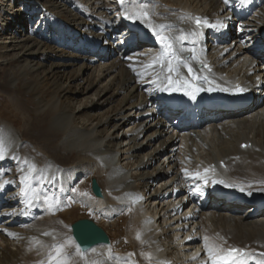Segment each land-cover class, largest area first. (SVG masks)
Listing matches in <instances>:
<instances>
[{"label": "bare ground", "instance_id": "bare-ground-1", "mask_svg": "<svg viewBox=\"0 0 264 264\" xmlns=\"http://www.w3.org/2000/svg\"><path fill=\"white\" fill-rule=\"evenodd\" d=\"M16 1L2 0L0 21L10 20L8 27L14 32L6 34L0 48L5 50L6 63L21 59L33 66L21 72L29 78L20 84L8 72L2 87L15 88L12 94L20 89L30 94L38 81L52 96L36 101L34 107L13 108L14 113L0 109V128L11 137L8 154L0 160V264H47L48 254L60 244L71 253L69 264H213L205 237L220 256L235 247L245 251L243 264H261L264 0H228L227 4L224 0H124L122 4L61 0L81 15L75 17L63 5L51 8L70 19L61 23L62 28L42 26L37 17L28 21L18 12L29 0H21L19 9L12 3ZM142 3L152 13L147 21L125 18V12L131 15ZM41 16L51 19L45 13ZM195 17L200 26H193ZM148 23L164 26L157 31L169 37L171 51L181 58L178 72L171 74L173 81H180L173 84L176 91L159 90L168 85L171 57L164 45L156 47L158 40L148 39L154 35ZM217 24L223 27H212ZM41 26L51 42L76 54L52 50L48 41L26 33V28L33 32ZM162 54L164 66L159 67ZM49 57L65 59L47 66L38 62ZM184 61L199 79H192ZM238 84L254 93L250 105L202 114L199 124L169 106L172 98L192 91V86L204 89L197 93H211L230 91ZM209 87L214 90L208 91ZM173 115L177 116L169 122ZM125 123L129 124L120 132ZM31 132L37 133L44 147L28 141ZM156 140L153 149L140 153ZM249 143L250 147H241ZM160 155L164 156L148 172ZM25 161L36 171L29 172ZM221 161L225 169L218 166ZM212 165L217 166L216 177L204 172ZM91 178L98 179L101 198L83 195ZM34 191L40 199L28 204ZM231 193L248 197L250 204L229 201ZM50 203L58 207L49 211ZM85 218L103 228L110 243L77 254L70 226Z\"/></svg>", "mask_w": 264, "mask_h": 264}, {"label": "rangeland", "instance_id": "rangeland-1", "mask_svg": "<svg viewBox=\"0 0 264 264\" xmlns=\"http://www.w3.org/2000/svg\"><path fill=\"white\" fill-rule=\"evenodd\" d=\"M91 1H93V0H91ZM1 3H2V0H0V7H2ZM12 3H13V5L16 6V9H19L20 8V4H21V0H17L16 1L17 4H15L14 2H12ZM4 4H5V2H3V7L2 8H4V6H5ZM28 4L31 5V8H25V6L28 5ZM24 5L21 6V11L18 12V13L23 14V16L27 15L28 16V21H29V18L31 19L32 17H37L38 21H39V24L41 22L42 26H43V24H45V25L49 24V25L55 27V26H57L59 24L60 28H62L64 25L61 24V23H67V22L69 23L70 19H67L66 16H64L62 14H58L57 12L51 10V8L52 9H57V7L59 5L60 6L63 5V7L68 8V10H73L72 14L75 15V17L81 18L80 17L81 15L76 13L77 12L76 9H73V8L69 7L68 5H65L64 1H61V0H37V1L29 0V2H27L26 4L24 3ZM18 6H19V8H18ZM44 8H46V9H44ZM40 13H42V14L45 13L47 15H50L51 17L54 16L56 19H55V21H54L53 17L51 19H48V17H44L43 19H40V18H42V16L40 17ZM7 21H8V19L4 20L3 22L0 21V41H3L4 40L3 38L6 36V34H10L9 32H11L12 34L14 32V29H12L11 31L9 30L8 24H10V20H9V22H7ZM33 21H34V19H33ZM12 22H13V19H12ZM36 23H37V20H35V23H33V25L31 27L32 28L35 27ZM42 26L36 28L33 32H31L29 30L30 27L28 25L29 29L27 30V28H26L25 30H26V33L34 36L36 38V40H38V41L40 39H43V41H48V43H49V45H50L52 50H55V49H58V48H63L61 46H58V45L54 44V42H51V40L46 37V34L42 33V32H44V30L41 32L40 29H42ZM263 26H264V24H263ZM34 34H36V35H34ZM0 46H2V45H0ZM4 46L10 47L9 45H4ZM63 49L68 51L67 54H70V55L76 54L70 48H63ZM4 51L5 50L3 48H0V109L1 108L4 109L5 107H7L8 111H12L14 113L13 108H20L22 105H25V104L29 105L30 107H34V103L36 101H46V100H48L52 96V93L50 92V90H48L47 87H45L44 85H41V83H39L38 81L35 82L36 87L34 89V92H31L30 94H26L23 89H20V93L19 94H12L11 90H14L15 88H11V90H8L7 88H3L2 87V84L4 82H6L5 81V76H6V74L8 72H10V74H11V77H10L11 80L13 82L17 83V84H20V82L23 79L29 78L25 74H22L21 72H28L29 67L33 66V63H29L28 64V62H25V61H23L21 59H19V60H11L9 63H6L4 61V59H3L4 58L3 57V52ZM16 52H18V51H15L14 53H16ZM7 53H9V52H7ZM64 59L65 58H63L61 60H58L56 58L53 59L52 57H49V58H47L45 60L42 59V60H40L38 62L41 63L44 66H47L49 63H53V62H61V63H63ZM23 94H26V95H23ZM148 108H149V106L147 105V109ZM29 110L32 111L31 108H29ZM12 112L8 113V117L9 118H10L11 114H13ZM8 117H3V118H5V120L9 122L10 119H8ZM171 120L172 119H170V121ZM14 124H15V127L18 128V129H20L22 127L21 126L22 124H20V122H17V123H14ZM128 124L129 123L122 124V126L120 128V132H123L124 128ZM33 129L37 131V128H33ZM30 137H32V138H29L28 141H30V142H34V141L39 142L42 145V147H44V143L43 142L37 141L38 136H37L36 132H31ZM142 139L143 138H140V140H142ZM155 144H158L157 140L152 142V144L150 146H146V148L143 149L140 153L141 154H145L149 150L153 149L155 147ZM163 156L164 155H160L158 160H156L153 163V166L151 168H149L147 171L149 172L150 170H152V168L159 163V161L161 160V158ZM85 193L87 195L92 196L91 191H90V180H88L87 185L84 187L83 195ZM85 219H89V218H85Z\"/></svg>", "mask_w": 264, "mask_h": 264}, {"label": "snow or ice", "instance_id": "snow-or-ice-1", "mask_svg": "<svg viewBox=\"0 0 264 264\" xmlns=\"http://www.w3.org/2000/svg\"><path fill=\"white\" fill-rule=\"evenodd\" d=\"M224 3L227 4L228 0H224ZM152 13H150V11L148 10V6L146 4H140L139 5V9L134 11L131 15L128 14L127 12H125V18L127 19H140L142 21H147L149 16ZM201 23L199 18H196V24L199 25ZM204 23L206 24L207 21H204ZM163 25H157V26H153L151 23H148V28L153 32V34L156 36L157 40H159L163 45H164V49H165V54L171 58H169L167 60V72L170 74L167 77L168 80V85L167 86H163L160 87L159 90L160 91H176L178 90L177 87H173V84H179L180 81H173L172 79V73H176L178 72V64L179 62H181V58L179 56H177L174 52L171 51L172 49V45L169 42V37L165 36V35H161L160 32L157 31V28H163ZM212 27H223L222 24H217V25H212ZM188 51H194L193 49H188ZM163 56L164 54H162V58H161V67H163ZM193 59H195V55H193L192 57ZM174 61H176L177 63L174 64ZM151 65H149L150 67ZM183 66L185 68L188 69V74L190 76H192L193 80L199 79V77H197L194 73H193V69L191 66H189V64L184 61L183 62ZM205 68H207V65H204ZM133 71H135V69H133ZM205 80H207V78L205 77ZM209 84H211V81H208ZM185 84H188L187 81H185ZM192 91H185V95L189 96L191 99L195 100L196 99V93L199 91H202L204 89L201 88H195L194 86ZM208 91H212L214 90L213 88L209 87L207 89ZM221 91H228V89H221ZM237 91L239 92H243L245 91V89L240 88L239 86H237ZM10 134L7 133L3 128H0V160H4L8 154V150L10 147ZM242 148H246L249 147V145H241ZM25 163H28L27 161H25ZM221 167H224V163L223 161H221ZM28 171L29 172H35L36 171V166L34 164L28 163ZM209 171H215L214 168H206L204 169V172L207 173ZM186 172V170H185ZM187 174V172H186ZM195 175L197 177H199L200 173L197 172L195 173ZM27 176L24 177V179H26ZM213 183H220V184H224L225 187H238V185L235 184H228L223 180H213ZM7 183V182H6ZM250 187V186H249ZM239 190L241 192H244L245 189L243 187H239ZM75 191V190H73ZM249 195H251V192L248 193ZM84 195H87L86 193ZM40 197L39 195L34 191L32 194V197L27 200L28 204H31L33 202V200H39ZM58 207V204H49V211H52L54 208ZM82 230L87 233L92 229V225L90 224H83L81 225ZM7 235L9 236H14V233H7ZM43 235H50L49 233L45 232L43 233ZM140 234L137 233L136 235V239L139 240ZM205 249L207 250L208 256L210 259H213V264H216L217 260H222L224 261V264H228L229 261L232 262V264H243V258L245 256V251L244 249H238L235 247H231L229 248L228 251V255L226 256H220L217 254V251L214 247H210L207 243L208 238L205 237ZM69 243H72L71 241H69ZM93 252H95V249H92ZM75 252L77 254H81V248L79 245L75 246ZM262 256H264V253H261ZM71 253L68 252L66 250V245L64 244H60L59 246L55 247L52 252H50L48 254V258H47V264H69V259H70ZM39 264H44V261L39 262ZM261 264H264V261L261 262Z\"/></svg>", "mask_w": 264, "mask_h": 264}, {"label": "water", "instance_id": "water-1", "mask_svg": "<svg viewBox=\"0 0 264 264\" xmlns=\"http://www.w3.org/2000/svg\"><path fill=\"white\" fill-rule=\"evenodd\" d=\"M91 190L95 197H102L101 190L94 178L91 179ZM83 224L92 225V229L89 232L85 233L81 228V225ZM71 234L77 245L80 246L82 252L90 249L95 245L109 243L108 237L105 232L93 221L88 219H81L74 222L71 225Z\"/></svg>", "mask_w": 264, "mask_h": 264}]
</instances>
